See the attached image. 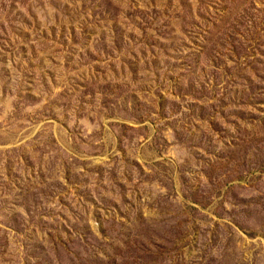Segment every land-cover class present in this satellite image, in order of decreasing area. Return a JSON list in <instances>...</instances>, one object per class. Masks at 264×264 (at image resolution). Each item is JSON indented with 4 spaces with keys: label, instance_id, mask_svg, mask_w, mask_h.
<instances>
[{
    "label": "rangeland",
    "instance_id": "374dc122",
    "mask_svg": "<svg viewBox=\"0 0 264 264\" xmlns=\"http://www.w3.org/2000/svg\"><path fill=\"white\" fill-rule=\"evenodd\" d=\"M0 264H264V0H0Z\"/></svg>",
    "mask_w": 264,
    "mask_h": 264
}]
</instances>
